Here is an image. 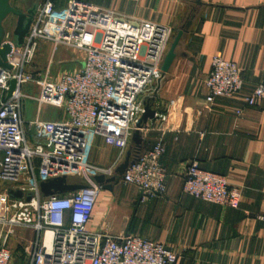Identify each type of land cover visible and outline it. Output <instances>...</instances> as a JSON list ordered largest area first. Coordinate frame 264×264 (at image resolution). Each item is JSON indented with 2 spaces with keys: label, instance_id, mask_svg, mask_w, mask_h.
<instances>
[{
  "label": "built area",
  "instance_id": "built-area-1",
  "mask_svg": "<svg viewBox=\"0 0 264 264\" xmlns=\"http://www.w3.org/2000/svg\"><path fill=\"white\" fill-rule=\"evenodd\" d=\"M173 33L167 25L134 21L84 0H68L60 9L53 0H40L20 46H14L11 32H5L3 42L12 47L6 58L10 69L0 67V183H9L0 190V232L5 233L0 235V264H11L5 236L14 227L34 233L27 264H175V253L158 241L89 228L101 191L92 177L111 176L113 169L87 159L92 134L120 150L128 146L143 100L163 77L161 63ZM40 42L83 51L81 67L56 76L48 75V65L38 69L33 59ZM11 80L14 88L6 97ZM25 84L35 88L32 98L38 109L53 106L66 117L25 123L20 113L21 100L29 97L22 91ZM242 86L240 67L214 54L204 79L205 101L233 97ZM262 100L264 84L245 97L248 105ZM154 117L162 135L178 132L173 112ZM164 151L158 141L123 173L121 180L136 186L141 199L165 190L166 175L160 164ZM58 176L86 187L41 196L39 183ZM183 176L187 194L223 207H238L241 188L225 176L201 169L196 160L186 165ZM10 190H20L21 198L10 197ZM28 192L32 196L26 199Z\"/></svg>",
  "mask_w": 264,
  "mask_h": 264
},
{
  "label": "crops",
  "instance_id": "crops-1",
  "mask_svg": "<svg viewBox=\"0 0 264 264\" xmlns=\"http://www.w3.org/2000/svg\"><path fill=\"white\" fill-rule=\"evenodd\" d=\"M84 1L134 21L167 25L175 32L191 19L151 101L155 113H174L178 132L162 135L155 117L140 130V153L158 141L164 144L160 164L166 175L165 190L141 199L136 186L120 179L111 190L101 189L89 228L158 241L175 253V264H264V219L260 218L264 217V100L254 105L245 101L255 86L264 84V0ZM67 2L53 0L57 9ZM46 43L41 61H46L50 70L64 65L73 72L81 67L83 61L75 65L64 49L51 47L50 42H40L36 52ZM214 54L240 67L243 86L233 97H215L207 103L204 79ZM22 87L34 93L21 100L25 123L66 117L53 106L38 109L32 98L35 88L30 84ZM25 129L29 136L26 125ZM130 146L131 137L128 146L120 150L92 134L88 162L114 171ZM191 160L240 187L238 207H223L184 192L183 173ZM32 238V229L26 227H14L5 236L11 264H27Z\"/></svg>",
  "mask_w": 264,
  "mask_h": 264
},
{
  "label": "water",
  "instance_id": "water-1",
  "mask_svg": "<svg viewBox=\"0 0 264 264\" xmlns=\"http://www.w3.org/2000/svg\"><path fill=\"white\" fill-rule=\"evenodd\" d=\"M13 0H0V67L10 69V65L7 63V54L10 52L12 45L10 43L3 42V37L6 32L4 28V21L8 15L15 16V23L11 30L12 39L11 42L14 46H20L23 42L25 35L28 32L33 16L38 8L40 0H16L19 6L12 4ZM199 2V0H197ZM191 19H186L183 25L177 29L172 41L170 42L167 51L163 57L161 63L162 73H166L171 66L175 58V48L178 41L190 25ZM14 88V80L10 81L9 89L6 93L8 97ZM154 97H147L143 100V110L135 122V128L131 133L132 146L126 151L123 161L117 165L111 176H105L104 174H96L92 177L93 181L100 186L102 190H111L112 184L120 180L123 173L129 165L134 163L141 151L142 137L140 130L146 125L148 120H151L155 116V109L152 108L151 101ZM86 185L79 182L69 181L65 176H58L43 180L39 183V189L41 196H49L54 194H63L71 191H75L81 188H85ZM10 197L21 198L22 192L20 190H10ZM32 193H26V199H29ZM128 235V233H125Z\"/></svg>",
  "mask_w": 264,
  "mask_h": 264
},
{
  "label": "rangeland",
  "instance_id": "rangeland-1",
  "mask_svg": "<svg viewBox=\"0 0 264 264\" xmlns=\"http://www.w3.org/2000/svg\"><path fill=\"white\" fill-rule=\"evenodd\" d=\"M12 4L13 5H17V6H19L18 5V1H16V0H13L12 1ZM14 23H15V16L14 15H12V14H10V15H8L7 16V18L5 19V21H4V28H5V30L7 31V32H11V30H12V28H13V26H14ZM175 31H174V33H173V36H172V38H171V40H170V42L172 41V39H173V37H174V35H175ZM170 44V43H169ZM43 45V44H42ZM52 45V44H51ZM48 46V44L46 43V44H44L41 48H40V50L38 51V52H36V54H35V56H34V59H33V63H34V65L38 68V69H40V70H44V68L47 66V64H46V61L45 62H42L41 60H42V58H43V52L45 51V49H46V47ZM51 47H53V46H51ZM50 47V48H51ZM59 47H61L62 49H64V53L65 54H67V55H70V57L73 59V61H75L74 62V64L76 65L77 64V62H78V64H79V62L80 61H83V59H84V52L83 51H80V50H78V49H74V48H71V47H64V46H59ZM58 53L59 52H57V60H58V57H59V55H58ZM59 62V61H58ZM46 64V65H45ZM61 64H67V63H61ZM61 64H59V66L61 65ZM66 67L64 66V65H62L61 66V68L59 67L57 70H55V71H52V70H48V75H50V76H54V75H57V74H60V73H62V72H70V71H67L66 69H65ZM78 68V67H77ZM164 75V74H163ZM161 80H163V77L161 78ZM161 80H160V82H161ZM159 82V83H160ZM156 88H157V85L155 86V87H152V89L153 90H151L150 91V97H152L153 96V94H154V92H155V90H156ZM22 90H23V92H25L26 94H30V95H32V94H34L33 92H31V91H29L28 90V88L26 89L25 87H22ZM8 186H9V183H0V190H2V189H4V188H8Z\"/></svg>",
  "mask_w": 264,
  "mask_h": 264
},
{
  "label": "bare ground",
  "instance_id": "bare-ground-1",
  "mask_svg": "<svg viewBox=\"0 0 264 264\" xmlns=\"http://www.w3.org/2000/svg\"><path fill=\"white\" fill-rule=\"evenodd\" d=\"M49 239V234H47V236H46V240H48Z\"/></svg>",
  "mask_w": 264,
  "mask_h": 264
},
{
  "label": "flooded vegetation",
  "instance_id": "flooded-vegetation-1",
  "mask_svg": "<svg viewBox=\"0 0 264 264\" xmlns=\"http://www.w3.org/2000/svg\"><path fill=\"white\" fill-rule=\"evenodd\" d=\"M17 7V6H16ZM16 19V18H15Z\"/></svg>",
  "mask_w": 264,
  "mask_h": 264
}]
</instances>
